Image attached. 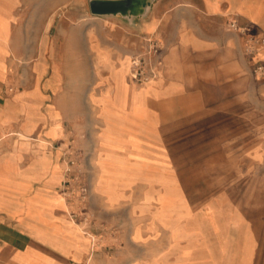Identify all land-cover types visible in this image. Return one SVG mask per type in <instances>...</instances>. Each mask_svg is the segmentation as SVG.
I'll return each instance as SVG.
<instances>
[{"label": "crops", "instance_id": "1", "mask_svg": "<svg viewBox=\"0 0 264 264\" xmlns=\"http://www.w3.org/2000/svg\"><path fill=\"white\" fill-rule=\"evenodd\" d=\"M66 1L0 0V264H83L89 252L60 198L63 171L51 144L64 132L66 116L51 96L62 78L51 57V12ZM138 20L132 31L160 46L152 83L131 86L126 72L116 91L114 72L126 57L92 45L102 83L89 95L101 124L96 186L140 171L145 163L137 150L158 144L156 135L169 126L180 132V124L203 118L209 132L255 133L259 140L247 148L255 167L251 183L219 195L226 222L218 251L205 246L202 256L189 254L183 264H264V78L251 73L244 37L228 25L235 20L264 35V0H153ZM29 21L40 23L30 34ZM256 57L264 62V47ZM228 113L250 126H229Z\"/></svg>", "mask_w": 264, "mask_h": 264}, {"label": "rangeland", "instance_id": "2", "mask_svg": "<svg viewBox=\"0 0 264 264\" xmlns=\"http://www.w3.org/2000/svg\"><path fill=\"white\" fill-rule=\"evenodd\" d=\"M139 17L93 13L90 0H67L52 6L51 57L58 60L62 78L61 89L51 96L56 109L66 116L64 132L51 144L62 165L60 198L69 220L89 243L83 264H183L189 254L202 256L205 246L218 251L219 226L226 222L220 214V192L243 189L255 173L247 148L259 135L209 132L207 122L195 118L191 124H180L176 128L180 132H172L169 126L167 132L156 135L158 144L137 150L145 164L140 171L132 169L127 180L96 186L101 124L98 107L92 105L89 95L98 92L102 83L95 76L92 45L108 50L112 58L126 57L123 69L114 72L116 91L123 88L126 72L131 86L152 83L154 77L140 84L130 75L134 56L144 59L147 71L152 68L157 73L148 39L132 31ZM39 24L25 22V31L30 34ZM228 115L229 126L246 129L251 124L249 119L237 122ZM211 124L218 125L219 120L213 119ZM71 159H75L74 166ZM68 168L74 177L71 195L64 193ZM81 183L87 188L83 197L78 190ZM205 210L210 214L208 211L206 216ZM90 255L93 261L87 263Z\"/></svg>", "mask_w": 264, "mask_h": 264}, {"label": "built area", "instance_id": "3", "mask_svg": "<svg viewBox=\"0 0 264 264\" xmlns=\"http://www.w3.org/2000/svg\"><path fill=\"white\" fill-rule=\"evenodd\" d=\"M230 29L241 33L244 37L243 42V53L250 63L251 73L258 78H264V62L260 61L256 55L259 50L264 47V35H258L252 31L249 25H239L237 21L231 20L228 22ZM150 52L155 56L159 49V43L156 40H149ZM159 63V62H158ZM130 75L133 81L137 83H144L148 81L151 77H155V70L150 68L149 71L145 69L144 59L141 56H134L131 59ZM71 166L75 165V159L70 160ZM68 175L64 183V193L71 195L74 193L73 181L74 177L71 178V169L68 168ZM80 196L86 194L87 188L84 183H81L78 187Z\"/></svg>", "mask_w": 264, "mask_h": 264}, {"label": "water", "instance_id": "4", "mask_svg": "<svg viewBox=\"0 0 264 264\" xmlns=\"http://www.w3.org/2000/svg\"><path fill=\"white\" fill-rule=\"evenodd\" d=\"M153 0H90L93 13H121L124 16H142L147 13ZM134 5H140L138 11L132 10Z\"/></svg>", "mask_w": 264, "mask_h": 264}, {"label": "bare ground", "instance_id": "5", "mask_svg": "<svg viewBox=\"0 0 264 264\" xmlns=\"http://www.w3.org/2000/svg\"><path fill=\"white\" fill-rule=\"evenodd\" d=\"M140 9H141L140 5H134V7H132V10L134 11H138Z\"/></svg>", "mask_w": 264, "mask_h": 264}]
</instances>
